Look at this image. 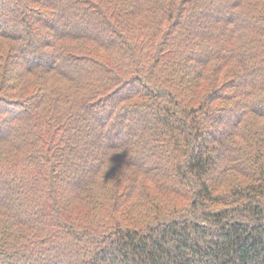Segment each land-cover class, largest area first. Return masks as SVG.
I'll use <instances>...</instances> for the list:
<instances>
[{"label":"trees","instance_id":"trees-1","mask_svg":"<svg viewBox=\"0 0 264 264\" xmlns=\"http://www.w3.org/2000/svg\"><path fill=\"white\" fill-rule=\"evenodd\" d=\"M0 264H264V0H0Z\"/></svg>","mask_w":264,"mask_h":264},{"label":"rangeland","instance_id":"rangeland-1","mask_svg":"<svg viewBox=\"0 0 264 264\" xmlns=\"http://www.w3.org/2000/svg\"><path fill=\"white\" fill-rule=\"evenodd\" d=\"M237 179H239L238 177H237ZM240 180H243L241 177H240ZM236 182V181H235Z\"/></svg>","mask_w":264,"mask_h":264}]
</instances>
